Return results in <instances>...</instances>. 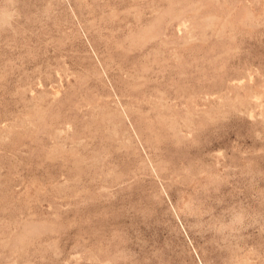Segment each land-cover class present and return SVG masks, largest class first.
Instances as JSON below:
<instances>
[{"label": "rangeland", "instance_id": "1", "mask_svg": "<svg viewBox=\"0 0 264 264\" xmlns=\"http://www.w3.org/2000/svg\"><path fill=\"white\" fill-rule=\"evenodd\" d=\"M0 264H264V0H0Z\"/></svg>", "mask_w": 264, "mask_h": 264}]
</instances>
